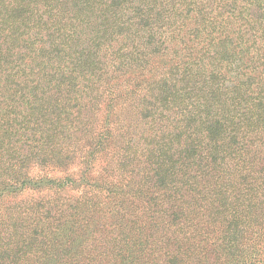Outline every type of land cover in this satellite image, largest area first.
<instances>
[{
  "label": "trees",
  "instance_id": "16d2710c",
  "mask_svg": "<svg viewBox=\"0 0 264 264\" xmlns=\"http://www.w3.org/2000/svg\"><path fill=\"white\" fill-rule=\"evenodd\" d=\"M0 264H264V0H0Z\"/></svg>",
  "mask_w": 264,
  "mask_h": 264
},
{
  "label": "rangeland",
  "instance_id": "374dc122",
  "mask_svg": "<svg viewBox=\"0 0 264 264\" xmlns=\"http://www.w3.org/2000/svg\"><path fill=\"white\" fill-rule=\"evenodd\" d=\"M158 62V60H157V58L154 60V66H156V64H158L157 63ZM231 73H235V69H232L231 70ZM176 76H174V75H172L171 76V78L172 79H174ZM179 78L181 79L182 78V76L181 75H179ZM194 82V84H196L197 86H200L203 82H204V77H203V75H199V74H197V75H194V74H192V73H189L186 77H185V79H184V82L183 83H181V85L182 84H186V83H189V84H192ZM210 83L207 81L206 82V85H205V87H204V92H202V93H204L205 95H208V94H210V91L208 90V87L211 85H209ZM215 93H216V91H215ZM216 111H213V113H215ZM212 116H214V114H212Z\"/></svg>",
  "mask_w": 264,
  "mask_h": 264
}]
</instances>
